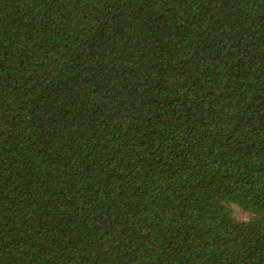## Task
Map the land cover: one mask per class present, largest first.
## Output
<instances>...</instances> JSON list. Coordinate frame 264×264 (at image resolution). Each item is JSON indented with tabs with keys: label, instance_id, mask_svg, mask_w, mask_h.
<instances>
[{
	"label": "trees",
	"instance_id": "trees-1",
	"mask_svg": "<svg viewBox=\"0 0 264 264\" xmlns=\"http://www.w3.org/2000/svg\"><path fill=\"white\" fill-rule=\"evenodd\" d=\"M0 264H264V0H0Z\"/></svg>",
	"mask_w": 264,
	"mask_h": 264
},
{
	"label": "rangeland",
	"instance_id": "rangeland-1",
	"mask_svg": "<svg viewBox=\"0 0 264 264\" xmlns=\"http://www.w3.org/2000/svg\"><path fill=\"white\" fill-rule=\"evenodd\" d=\"M234 209H235V212H236L237 217L240 220H242V221L248 220V215L245 214L244 212H242V210L239 207L235 206Z\"/></svg>",
	"mask_w": 264,
	"mask_h": 264
}]
</instances>
